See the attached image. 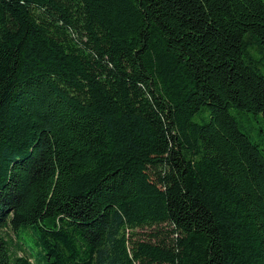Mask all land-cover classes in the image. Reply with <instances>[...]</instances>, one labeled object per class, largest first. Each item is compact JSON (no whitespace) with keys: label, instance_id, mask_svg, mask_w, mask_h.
Wrapping results in <instances>:
<instances>
[{"label":"trees","instance_id":"16d2710c","mask_svg":"<svg viewBox=\"0 0 264 264\" xmlns=\"http://www.w3.org/2000/svg\"><path fill=\"white\" fill-rule=\"evenodd\" d=\"M263 73L264 0H0V264H264Z\"/></svg>","mask_w":264,"mask_h":264},{"label":"rangeland","instance_id":"374dc122","mask_svg":"<svg viewBox=\"0 0 264 264\" xmlns=\"http://www.w3.org/2000/svg\"><path fill=\"white\" fill-rule=\"evenodd\" d=\"M264 74V73H263ZM15 242L13 241V244ZM24 245L27 247L28 250H30L32 253L35 254L36 252V247L34 245V238L31 236V233L28 232V235L25 236L24 238ZM11 247H14V250H15V245H12ZM22 253L19 252L18 255H21ZM43 264V263H41Z\"/></svg>","mask_w":264,"mask_h":264}]
</instances>
